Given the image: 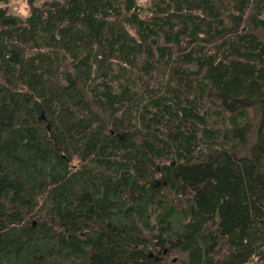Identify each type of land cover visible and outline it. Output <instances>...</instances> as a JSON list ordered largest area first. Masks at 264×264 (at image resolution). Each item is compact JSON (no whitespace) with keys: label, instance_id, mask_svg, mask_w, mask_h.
I'll list each match as a JSON object with an SVG mask.
<instances>
[{"label":"trees","instance_id":"16d2710c","mask_svg":"<svg viewBox=\"0 0 264 264\" xmlns=\"http://www.w3.org/2000/svg\"><path fill=\"white\" fill-rule=\"evenodd\" d=\"M30 13L0 9V264H264V0Z\"/></svg>","mask_w":264,"mask_h":264},{"label":"clouds","instance_id":"9594fccd","mask_svg":"<svg viewBox=\"0 0 264 264\" xmlns=\"http://www.w3.org/2000/svg\"><path fill=\"white\" fill-rule=\"evenodd\" d=\"M10 9L9 14L20 18H27L31 13L28 8L27 0H9L6 4L4 0H0V9Z\"/></svg>","mask_w":264,"mask_h":264},{"label":"rangeland","instance_id":"374dc122","mask_svg":"<svg viewBox=\"0 0 264 264\" xmlns=\"http://www.w3.org/2000/svg\"><path fill=\"white\" fill-rule=\"evenodd\" d=\"M46 1H51V0H27V4H28V8L30 9L31 7H40L44 2ZM9 2V0L6 1V4ZM141 2H143V0H141ZM4 10L7 11V13L9 14V11L10 9L8 8H3ZM73 165L75 166L76 165V161H73ZM162 178H159V176H156V180H155V186H158V184L160 183ZM158 249H155L154 247L153 248H150L148 249V251L146 253L150 254L152 253V257L154 258L155 256H160L158 254ZM179 254V253H177ZM175 254V253H172L168 258L167 260L170 261L172 260L173 258H178L179 256ZM180 255V254H179Z\"/></svg>","mask_w":264,"mask_h":264},{"label":"water","instance_id":"95a60500","mask_svg":"<svg viewBox=\"0 0 264 264\" xmlns=\"http://www.w3.org/2000/svg\"><path fill=\"white\" fill-rule=\"evenodd\" d=\"M41 120H44L45 118H44V116H41V118H40ZM167 249H164L163 250V254H166L167 253ZM148 257H152V253H150L149 255H148ZM175 261V259H172V262H174Z\"/></svg>","mask_w":264,"mask_h":264},{"label":"flooded vegetation","instance_id":"af4514ba","mask_svg":"<svg viewBox=\"0 0 264 264\" xmlns=\"http://www.w3.org/2000/svg\"><path fill=\"white\" fill-rule=\"evenodd\" d=\"M147 255H149L148 253H147ZM151 258V257H150ZM155 259L157 260V257L155 256Z\"/></svg>","mask_w":264,"mask_h":264}]
</instances>
